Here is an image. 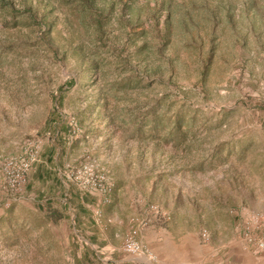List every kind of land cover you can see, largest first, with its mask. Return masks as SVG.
Segmentation results:
<instances>
[{"label": "rangeland", "instance_id": "obj_1", "mask_svg": "<svg viewBox=\"0 0 264 264\" xmlns=\"http://www.w3.org/2000/svg\"><path fill=\"white\" fill-rule=\"evenodd\" d=\"M54 6L16 26L0 12V161L42 145L22 191L0 189V264L264 260L245 230L264 214V0H113L103 31ZM78 46L105 64L98 88ZM160 103L185 114L184 141L139 131ZM81 164L110 179L108 201L69 178ZM133 229L138 256L123 250Z\"/></svg>", "mask_w": 264, "mask_h": 264}, {"label": "trees", "instance_id": "obj_2", "mask_svg": "<svg viewBox=\"0 0 264 264\" xmlns=\"http://www.w3.org/2000/svg\"><path fill=\"white\" fill-rule=\"evenodd\" d=\"M31 1V0H30ZM55 1L59 5H65L73 7L78 14L79 23L83 26L95 28L97 31H103L106 25L110 23V14L113 4V0H39L38 5H34L33 1L22 0L24 6L23 10H18L13 0H0V12L6 11L10 14L11 22H6V25L16 26L20 17L24 13H29L33 20H36L38 16V10L40 4H43L44 7L54 10ZM39 24L44 27V31L48 32L51 29L52 21H50L49 14H42L39 20ZM79 57L84 60H87L90 56L93 60V65L87 80H90L88 83L91 84L93 88H98L99 82L107 77V71L104 69V63L101 58L98 57L97 49L88 50L84 46H78L73 49ZM6 51L0 49V61L3 59ZM93 75V77H91ZM139 80H137V83ZM110 87L118 88V83L115 82L110 84ZM104 91H102L103 93ZM170 107V106H168ZM162 103L150 108L147 112L140 115V124L138 125L139 131H145L147 127L156 133L160 130L168 129L166 132V139L169 141H178L182 142L185 140L186 132L182 129V124L185 122V114L181 111H178L174 114L166 116V112L163 110ZM168 112L170 110L168 109ZM69 130V126H67Z\"/></svg>", "mask_w": 264, "mask_h": 264}, {"label": "built area", "instance_id": "obj_3", "mask_svg": "<svg viewBox=\"0 0 264 264\" xmlns=\"http://www.w3.org/2000/svg\"><path fill=\"white\" fill-rule=\"evenodd\" d=\"M73 122H71L72 124ZM30 149L25 155L0 161V189L17 194L22 191V187L27 181L32 165L38 159L41 150V140L37 139L30 142ZM69 178L78 183L89 192L101 193L104 200L108 201V195L111 193L113 185L107 175L103 172H95L93 166L81 164L78 167H69ZM98 214L100 210L97 211ZM264 229V214L254 213L245 222L247 241L253 243L258 250L264 251V240L258 239L250 234V231ZM204 239L209 238V232H202ZM123 250L132 255H141L143 247L137 238V230L133 229L126 237Z\"/></svg>", "mask_w": 264, "mask_h": 264}, {"label": "crops", "instance_id": "obj_4", "mask_svg": "<svg viewBox=\"0 0 264 264\" xmlns=\"http://www.w3.org/2000/svg\"><path fill=\"white\" fill-rule=\"evenodd\" d=\"M144 238V236L143 235H141V240ZM165 247H164V250H166L167 251V253H166V255L165 256H170V257H172L173 256V254H172V250L171 249H173L172 247H170V246H168V244H166V242H165ZM170 257H166L168 260H171V259H173V258H170ZM175 258V257H174ZM171 261H176V262H179L178 264H230L231 262H229V259L226 261V262H224L225 260H222L220 263L219 262H212V261H208L207 259H202L201 261H197V262H195V261H192V258H186V259H184V260H182L181 262L179 261V260H171ZM257 264H264V260L263 259H257Z\"/></svg>", "mask_w": 264, "mask_h": 264}]
</instances>
